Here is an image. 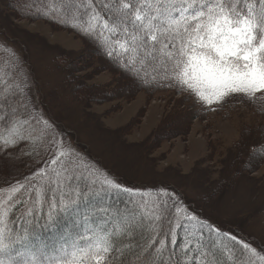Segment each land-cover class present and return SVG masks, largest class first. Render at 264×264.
Returning <instances> with one entry per match:
<instances>
[{
    "label": "rangeland",
    "instance_id": "obj_1",
    "mask_svg": "<svg viewBox=\"0 0 264 264\" xmlns=\"http://www.w3.org/2000/svg\"><path fill=\"white\" fill-rule=\"evenodd\" d=\"M19 1L0 0V71L11 78L16 97L32 107L36 120L54 122L57 135L81 157V164L91 166L102 178L111 173L109 179L136 190L138 195L130 205L143 220L152 215L150 209L160 193H173L181 207L191 210L190 215L237 235L257 250L264 249V95L251 103L239 98L212 105L197 101L187 91L171 86L172 61L164 56L150 64L145 61L155 80L152 87H145L142 79L114 66L100 37L91 38L81 28L63 29L37 17V12L46 10L41 2L33 9L37 0ZM73 20L77 25L82 22ZM74 72L87 87L72 79ZM6 92L8 88L0 90V99ZM9 103H15V98L1 105V113ZM9 127L0 130L6 134ZM36 135L34 143L7 149L36 160L47 144ZM12 154L0 157V180L18 170ZM230 165L233 175L226 174ZM25 178L28 174L15 181ZM14 192L9 190V194ZM152 192L159 194L154 197ZM104 197L107 202L111 196ZM117 198L124 202L129 196L120 193L115 202ZM136 213L129 215L134 221ZM119 236L113 238L115 243ZM90 240V232L81 235L84 249ZM76 241L64 245L54 262L71 257ZM135 249L132 243L122 247L124 256L134 255L128 259H138L146 247L137 255ZM118 254L117 250L114 259L122 264ZM157 260L150 261L155 264Z\"/></svg>",
    "mask_w": 264,
    "mask_h": 264
},
{
    "label": "snow or ice",
    "instance_id": "obj_2",
    "mask_svg": "<svg viewBox=\"0 0 264 264\" xmlns=\"http://www.w3.org/2000/svg\"><path fill=\"white\" fill-rule=\"evenodd\" d=\"M94 5L95 0H90L89 7L94 14L83 22L87 26L81 31L86 36L100 37L106 55L117 61L123 60V70L134 79L141 77L145 61L150 64L158 59L159 53L172 61L171 86L178 91H187L197 101L212 105L239 98L251 103L258 95H264V0H190L179 7L175 0H112L107 12L104 5L93 8ZM42 123L43 127L35 138L44 139L49 144L55 181L63 182L66 187L83 183L92 195L110 197L125 193L131 199L138 194L134 189L122 187L114 178L109 179L111 173L101 179L88 166L86 174L82 171L81 157L70 145L63 143L54 122ZM36 132L28 121L13 123L6 134L0 130V156L8 155L9 146L34 143ZM33 175L43 179V169ZM25 181H17L13 191L23 189L21 196L29 193L32 183L27 178ZM49 184L52 185L53 181L49 180ZM139 194L143 198V194ZM82 195L76 192V198L70 199L61 210H70ZM166 195L177 213L175 227H185L182 220L195 222L199 229H207L217 237L241 245L250 254L247 264H252V258L264 264V249L257 250L237 235L224 233L211 222L190 215L191 210L181 207L178 197ZM15 203L0 205V264H54L51 258H42V249L31 250L14 235L15 224L10 228L9 221L15 217L12 211ZM166 205L167 201H163L155 210H163ZM49 209L51 219L55 205L49 203ZM123 223L125 228L129 227L127 221ZM111 235V232L98 235L96 242L87 248L75 249L66 264H117L114 259L116 250L109 239ZM168 236L170 243L175 244L177 233L171 224ZM198 239L193 234L192 240L186 238L184 244L189 246ZM158 242L163 248V241ZM195 250L198 254L201 252L198 244ZM188 251L193 248L188 247ZM170 264L176 262L170 261Z\"/></svg>",
    "mask_w": 264,
    "mask_h": 264
},
{
    "label": "trees",
    "instance_id": "obj_3",
    "mask_svg": "<svg viewBox=\"0 0 264 264\" xmlns=\"http://www.w3.org/2000/svg\"><path fill=\"white\" fill-rule=\"evenodd\" d=\"M38 2H41L46 10L37 12V17L48 20L63 29H71L74 31L77 28L86 27V24L82 26L83 22L94 14L89 7L90 0H37L35 5H33V9H38ZM175 2L178 5L179 0H175ZM111 3L112 0H95L93 8L104 5V11L107 12L108 6ZM73 19H81L82 22L77 25V22H73ZM89 37L96 38L98 36ZM101 46L106 51L102 43ZM158 57L160 56L158 55ZM105 58L111 61L107 57ZM111 62L113 63V61ZM114 63L113 65L120 69L123 60L117 61L114 59ZM83 67L89 69L87 65H83ZM120 70L123 72L122 69ZM151 75V72L145 67L144 75L136 79H142L143 85L150 88L155 84L154 76ZM78 78V73L74 72L72 79L81 86L87 87L86 84L79 82ZM4 79L8 83L1 85L2 82H0V90L8 88V92L0 99V109L3 103H6L12 98H15V103L5 104V111L0 112V127L6 125L11 126L17 121H28L37 130L36 133L38 134L39 126L42 123L36 120L32 107H27L24 102H21L22 100L20 98L16 97L17 89L12 83L11 78L0 71V81ZM3 87L5 88L1 89ZM128 90L129 92L127 94H130L131 89L128 88ZM119 93L122 95L126 94V92L121 91ZM104 98V95H101V99ZM90 100L95 101L91 98ZM15 109V114H9V111H14ZM21 145L22 143L19 144V149H21ZM12 150L7 149V152L11 151L13 153L12 155L14 156L12 158L18 160L19 167L16 173L2 176L4 179L0 180V205H3L5 202L10 203L11 201H16L15 204H12V211L15 212V217L10 219L9 227L11 228L15 224L14 235L20 238L21 244L31 250L34 248V250L42 249L44 258H51L54 262V259L63 249V246L72 245L71 241L73 239H77L75 249H84L80 241L81 235L84 233L96 232L98 235H104L105 233L111 232L112 235L109 239L112 241L115 250L119 251L117 259L121 260L120 262L122 264H153L150 260L155 258L158 259L155 264H170V261H175L176 264H209L210 261L215 262V264H247L249 260L250 254L241 245L225 240L223 237H217L215 233L209 232L207 229L201 230L195 222L182 220L181 223L185 227H175L177 213L172 207V201H169L166 195H173V193H162L159 200L150 209L152 215L148 220H143V216L141 213H138L137 208L134 205H130L132 198L124 202L119 201L117 198L116 203L115 198L120 195L118 193L111 196L106 202L104 196L92 195L88 192V189L85 188L83 183L74 184L73 187H66L63 182L55 181L54 174L51 171L54 166L50 164V160L53 157H51V152H49L48 143L40 151V155L36 160H29L28 156ZM229 168L230 172L227 171L226 174L231 175L233 168L231 165ZM41 169H43V179L32 175L33 173H39ZM87 169L88 166L83 165L82 171H85L86 174H88ZM92 170L94 169L92 168ZM27 174V180H30L32 183V188L27 193L28 196H21V189L15 191L13 194H9V190L17 186V181L15 180ZM97 174L103 179L98 172ZM230 178L233 180L234 176ZM49 180L53 181L52 185L49 184ZM18 181L27 182L25 179ZM10 185L15 186L9 187ZM226 185L229 186L228 183ZM97 191H100L99 187H97ZM37 192L39 196L36 198ZM76 192L83 193L78 203L70 210L62 211L61 209L68 204L70 199L76 198ZM153 194L155 197L156 194ZM113 198L114 202L111 201ZM163 201H167L166 207L163 210H155ZM49 203L55 205V211L52 213L51 219H49ZM134 210L137 211L135 221L133 220L134 218H131L132 215L129 216ZM9 215L11 216V213ZM127 220L131 222L129 227L125 228L123 222ZM135 224H137V227H134ZM170 224L177 233L175 244L170 243V237L168 236ZM147 227L153 229V231L149 233L144 232ZM193 234L198 236L199 239L193 241L189 246H185V239L192 240ZM115 236H119L117 243L113 240ZM158 241H163V248H161ZM127 243L134 245L136 249L133 253L135 255L141 253V248L146 247L143 255L141 257L137 256L138 259H128L134 255L128 251L127 257L124 256L126 252L122 250V247ZM197 244L201 249L199 254L195 250ZM188 247H192L193 251H188ZM70 259L71 257L69 255L63 256L56 260L54 264H66V261ZM252 264H259L258 259L252 258Z\"/></svg>",
    "mask_w": 264,
    "mask_h": 264
},
{
    "label": "bare ground",
    "instance_id": "obj_4",
    "mask_svg": "<svg viewBox=\"0 0 264 264\" xmlns=\"http://www.w3.org/2000/svg\"><path fill=\"white\" fill-rule=\"evenodd\" d=\"M16 162H17V161H16ZM11 166L13 167V165H11ZM14 166L16 167V163H15V165H14ZM15 167H14V168H15ZM14 168H13V169H14ZM12 173H13V172H12Z\"/></svg>",
    "mask_w": 264,
    "mask_h": 264
}]
</instances>
